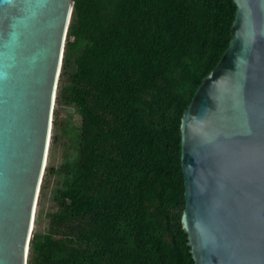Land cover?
<instances>
[{
	"label": "trees",
	"instance_id": "trees-1",
	"mask_svg": "<svg viewBox=\"0 0 264 264\" xmlns=\"http://www.w3.org/2000/svg\"><path fill=\"white\" fill-rule=\"evenodd\" d=\"M235 8L73 0L56 103L80 115L77 154L45 168L62 181L47 231L33 227L27 264H194L181 222L180 122L228 45Z\"/></svg>",
	"mask_w": 264,
	"mask_h": 264
},
{
	"label": "water",
	"instance_id": "water-1",
	"mask_svg": "<svg viewBox=\"0 0 264 264\" xmlns=\"http://www.w3.org/2000/svg\"><path fill=\"white\" fill-rule=\"evenodd\" d=\"M232 1L228 45L180 122L194 264H264V0ZM72 8L0 0V264H27Z\"/></svg>",
	"mask_w": 264,
	"mask_h": 264
},
{
	"label": "rangeland",
	"instance_id": "rangeland-1",
	"mask_svg": "<svg viewBox=\"0 0 264 264\" xmlns=\"http://www.w3.org/2000/svg\"><path fill=\"white\" fill-rule=\"evenodd\" d=\"M57 110V125L53 128L52 134L57 136L56 141L51 144L48 151L46 166H58L68 158H74L77 154L76 132L80 125V115L75 106L69 103H55L54 110ZM54 119V115H53ZM46 186L38 198L34 228L37 232L45 233L49 227L50 215L56 210L54 190L61 185L62 175H45ZM36 220V222H35ZM54 237V235H53Z\"/></svg>",
	"mask_w": 264,
	"mask_h": 264
},
{
	"label": "bare ground",
	"instance_id": "bare-ground-1",
	"mask_svg": "<svg viewBox=\"0 0 264 264\" xmlns=\"http://www.w3.org/2000/svg\"><path fill=\"white\" fill-rule=\"evenodd\" d=\"M48 151H49V148H48ZM47 157H48V154H46L45 165H46ZM45 165H44V167H45ZM38 194H39V190H38ZM36 207H37V203H36V206L34 207V210H33L34 219H35ZM33 227H34V223L32 224V231H33Z\"/></svg>",
	"mask_w": 264,
	"mask_h": 264
}]
</instances>
